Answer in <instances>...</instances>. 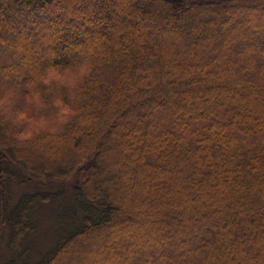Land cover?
I'll return each instance as SVG.
<instances>
[{
  "label": "trees",
  "instance_id": "1",
  "mask_svg": "<svg viewBox=\"0 0 264 264\" xmlns=\"http://www.w3.org/2000/svg\"><path fill=\"white\" fill-rule=\"evenodd\" d=\"M91 1L0 0V63L9 51L22 62L0 69V264H264V56L244 49L260 31L231 25L192 46L154 17L148 36L114 23L160 9L190 29L203 9L246 16L264 0H105L104 13L83 12ZM57 23L68 32L52 54ZM33 178L51 188L25 193ZM51 203L56 240L36 254Z\"/></svg>",
  "mask_w": 264,
  "mask_h": 264
},
{
  "label": "rangeland",
  "instance_id": "2",
  "mask_svg": "<svg viewBox=\"0 0 264 264\" xmlns=\"http://www.w3.org/2000/svg\"><path fill=\"white\" fill-rule=\"evenodd\" d=\"M105 4V0H92L91 1V6H87L85 8H83V12H93V11H99L101 13H104V9L105 8H102L103 5ZM119 7H123L124 8V5L127 6L128 8H134L135 9V2H133L132 0H120L119 1ZM111 6V5H109ZM108 6V7H109ZM264 6V5H263ZM6 8H9V5L6 6ZM107 9V8H106ZM113 10V8H111ZM261 7H254L252 8L251 10L248 11V13L251 15L248 16V13L246 14V16H243L242 13L244 14V10L238 12V11H235V10H219V9H213L212 11L208 12L207 10H202V11H198L200 13V16H196V20H195V24H194V27L193 28H186V26L184 25L183 22H180L178 20H176V18L174 17V13L173 11L171 10H156L154 9V11L151 12V14L147 15L148 18L147 19H143L142 16H137V15H128V18L126 19L125 22H122L120 21L119 17L117 16L114 21V23H118L122 26H124L126 23H129V24H134L136 26L140 25L141 28L142 26L144 28V33H146L145 35L148 36V34H150V29L148 30L147 28L151 25V22H153V20H151L153 17L158 19L159 22L161 24L164 23V25H168V28L170 29V31H178V32H181L180 35L182 37H186L185 39L188 41L189 39V44L192 45V46H198L200 40H204V39H213L214 36L216 35H213V33H215V31H219V34L218 36L221 37V38H225L224 36V33L223 31H225L226 29H229V27L231 25H240L241 26V29H245L246 32L248 31H260V36L257 38H255L253 41L251 39V44H248L244 49L248 52V54L252 57V58H257L258 56H264V31L263 30H260L259 29V26L257 25L259 23V21L261 19L264 18V12L261 11ZM93 10V11H92ZM218 10V11H217ZM261 14V15H260ZM215 16L217 17L219 20H215L213 21L214 19H210L212 16ZM242 15V16H240ZM252 15L254 16L255 15V18H252ZM257 18V19H256ZM145 20V21H144ZM144 21V22H143ZM220 22H222L220 24ZM3 24V20L0 19V28ZM61 24L57 23V24H54L52 26V28H46L48 31H50L51 29H53V32H54V35L57 36V40H56V43L55 45H52L50 46V52L53 54L54 51H57L58 49L62 48L63 45V35L64 34H67L66 32L68 31H64L61 27ZM43 27V26H41ZM41 27L38 26V29L37 30H41L39 33H38V36L39 37H43L44 34L48 33L47 31H44L41 29ZM220 29V30H219ZM96 28H93V30H91V33L92 34H89V38L87 37L86 39L90 40L92 38H94L95 34L93 33H96ZM142 31V29H141ZM244 32V33H246ZM28 33V32H27ZM29 34V33H28ZM69 34V33H68ZM27 41H29L30 43L33 42V38L31 39L28 35H27ZM65 50L66 52H72L74 50V46L72 44H68L67 46H65ZM229 48V47H228ZM26 54H32L34 56L33 59H35V61L37 60L36 57H39V54L37 53H31L29 47L23 51ZM200 52V51H198ZM203 57L204 55L201 54V53H196V58L198 59V61H202L203 60ZM5 58V61H8L6 63L8 64H3L5 62H2L0 63V69L2 66L4 65H9V64H12L14 63L13 65L16 66V68H19L22 67V62L20 61H17L18 58H17V53L15 51H9L8 54L4 57ZM48 58V57H46ZM39 60H41V62H43L45 60L44 57H39ZM35 61H33V63H29L30 65H28V67L26 68V71L25 73H22L20 70H19V77L21 78H24L25 76H29L30 77V74L32 73V71L34 70V67L33 65H35ZM211 66L215 65V63H212L210 64ZM10 77L9 74H4V78H8ZM14 84L11 83V85H7L6 88L8 90H11L12 88H14ZM6 89V90H7ZM9 98V96H8ZM7 98V100H8ZM192 114V109L189 110ZM179 115L180 118H182L183 116H181L179 113H177ZM157 119V118H156ZM155 119V122L160 125V124H165V122L163 120H156ZM166 120V119H165ZM15 124V123H13ZM45 128L47 130H51L53 131L54 129H51V123L49 124H44ZM172 126V125H171ZM170 126V127H171ZM181 126V125H180ZM190 126V125H189ZM174 128V127H173ZM171 131H173V129H171ZM106 150H110V146L108 145V142L106 141ZM119 156H117L118 158ZM103 172L100 176H97L96 179H98L97 183H99V181H103L105 182L109 176L108 174H111V170L108 169L107 166H103ZM33 185L28 187V188H23L24 189V192H28L29 189H32L35 190V189H44V191L48 190L51 188V182L50 181H47L45 179H39V178H33ZM45 185V186H44ZM66 185L67 184H55L56 187H58V189H63V191H66L67 188H66ZM55 187V189H57ZM57 189V190H58ZM54 206H55V203H51L49 205H43L41 207V212L39 214H41V219H40V230H38L37 234L34 235L33 237V240H34V244H33V248H34V252L37 254V250H41V248H46L48 246H51L54 241L56 240V236L54 235V231L57 229L56 228V224L54 223V216L52 214L53 212V209H54ZM139 218L143 220L144 224H146L147 226H153L152 223H146L145 221L147 217H149L150 215L148 214V212L146 210H142V213H140L139 215ZM190 219H193L195 222H197V219H196V216L194 215V213L192 214V216L190 217ZM137 232L141 233V232H147V227L146 226H140V228H137ZM128 232H131L133 233L132 231H129ZM107 233V232H106ZM124 238H125V235H123ZM123 236H121L123 238ZM127 240L129 241L128 237H127ZM130 241H134V239H130ZM145 240H143L144 242ZM194 239H191L189 240V242H193ZM149 240H147V242L145 243H148ZM137 243H140V242H137ZM180 249H185L183 247H181ZM2 252L6 253L7 250L3 247L2 249ZM115 258V257H114ZM145 258V257H144ZM146 260V259H144ZM146 263H149L148 260L145 261Z\"/></svg>",
  "mask_w": 264,
  "mask_h": 264
},
{
  "label": "clouds",
  "instance_id": "3",
  "mask_svg": "<svg viewBox=\"0 0 264 264\" xmlns=\"http://www.w3.org/2000/svg\"><path fill=\"white\" fill-rule=\"evenodd\" d=\"M10 93L3 91L2 94H0V112H2L3 107L5 106L6 100ZM73 115H78L77 112H73ZM25 138L30 139V137L26 136Z\"/></svg>",
  "mask_w": 264,
  "mask_h": 264
}]
</instances>
